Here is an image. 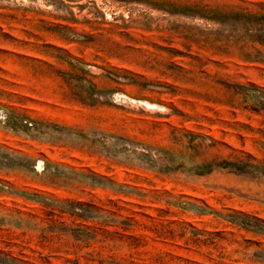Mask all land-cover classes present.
<instances>
[{"label": "rangeland", "instance_id": "1", "mask_svg": "<svg viewBox=\"0 0 264 264\" xmlns=\"http://www.w3.org/2000/svg\"><path fill=\"white\" fill-rule=\"evenodd\" d=\"M262 4L0 0V264H264Z\"/></svg>", "mask_w": 264, "mask_h": 264}, {"label": "trees", "instance_id": "2", "mask_svg": "<svg viewBox=\"0 0 264 264\" xmlns=\"http://www.w3.org/2000/svg\"><path fill=\"white\" fill-rule=\"evenodd\" d=\"M237 20H241L245 22L247 26L256 27L255 37L254 39L259 43L264 45V37H261L258 33H264V4L261 5L260 10L258 12H238L233 14Z\"/></svg>", "mask_w": 264, "mask_h": 264}]
</instances>
